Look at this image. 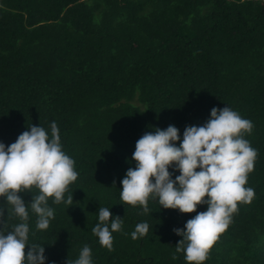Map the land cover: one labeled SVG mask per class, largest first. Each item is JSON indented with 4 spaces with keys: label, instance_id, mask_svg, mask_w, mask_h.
Instances as JSON below:
<instances>
[{
    "label": "trees",
    "instance_id": "1",
    "mask_svg": "<svg viewBox=\"0 0 264 264\" xmlns=\"http://www.w3.org/2000/svg\"><path fill=\"white\" fill-rule=\"evenodd\" d=\"M225 106L253 123L243 138L257 151L245 185L255 195L238 204L203 264H264L263 0H0V142L31 125L50 136L55 122L78 172L64 194L73 205L49 198L46 230L30 206L39 190L18 193L28 244L44 246L45 264L75 261L84 245L93 264H188L173 229L207 204L182 213L150 198L144 213L122 203L121 181L143 134L173 125L182 141L186 126ZM11 207L0 197V208ZM105 207L123 221L111 252L92 232ZM21 222L6 212L0 231ZM141 222L149 231L133 240Z\"/></svg>",
    "mask_w": 264,
    "mask_h": 264
},
{
    "label": "clouds",
    "instance_id": "2",
    "mask_svg": "<svg viewBox=\"0 0 264 264\" xmlns=\"http://www.w3.org/2000/svg\"><path fill=\"white\" fill-rule=\"evenodd\" d=\"M17 140L6 146L0 142V197L11 209L0 208V223L5 213L22 222L5 234L0 231V264H45V248L28 244L29 212L21 192L39 194L30 206L37 215V228L46 230L54 219L53 203L73 205V196L65 201L68 186L78 178L74 160L62 150L60 132L55 122L49 132L42 126H28ZM253 123L241 118L230 107H213L210 118L202 126H186L181 141L179 129L169 125L162 130L146 132L138 139L129 168L122 179L120 199L123 204L142 206L149 212L150 198L158 199L160 207L179 209L182 213L196 212L198 205L207 204L205 211L187 220L185 228H174L182 236L176 252H184L188 264H203L219 235L226 231L238 204L251 203L254 190L246 188L248 174L254 169L257 151L243 138L251 133ZM181 141L179 146L174 142ZM173 168V172L169 168ZM199 169V171H197ZM179 175L173 179L174 172ZM99 222L92 232L101 246L113 251V232L121 231L123 221L113 217L109 208H99ZM149 225L141 222L131 233L133 240L147 235ZM26 246L27 251H26ZM173 259L176 255L173 254ZM66 264H93L88 245L81 249L78 259Z\"/></svg>",
    "mask_w": 264,
    "mask_h": 264
},
{
    "label": "built area",
    "instance_id": "3",
    "mask_svg": "<svg viewBox=\"0 0 264 264\" xmlns=\"http://www.w3.org/2000/svg\"><path fill=\"white\" fill-rule=\"evenodd\" d=\"M263 3H264V0H263Z\"/></svg>",
    "mask_w": 264,
    "mask_h": 264
}]
</instances>
